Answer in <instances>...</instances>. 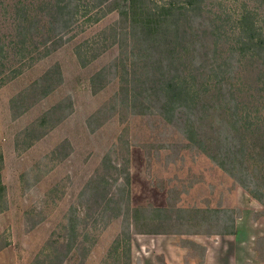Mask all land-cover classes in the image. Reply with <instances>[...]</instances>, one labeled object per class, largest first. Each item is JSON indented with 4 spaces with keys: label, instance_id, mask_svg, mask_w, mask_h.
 <instances>
[{
    "label": "rangeland",
    "instance_id": "374dc122",
    "mask_svg": "<svg viewBox=\"0 0 264 264\" xmlns=\"http://www.w3.org/2000/svg\"><path fill=\"white\" fill-rule=\"evenodd\" d=\"M63 1L62 29L57 0H0V264H171L168 245L199 263L190 233L238 222L264 264V62L239 54L264 0H205L169 64L165 38L145 56L129 35L123 0ZM178 74L195 99L171 118L158 78Z\"/></svg>",
    "mask_w": 264,
    "mask_h": 264
},
{
    "label": "trees",
    "instance_id": "16d2710c",
    "mask_svg": "<svg viewBox=\"0 0 264 264\" xmlns=\"http://www.w3.org/2000/svg\"><path fill=\"white\" fill-rule=\"evenodd\" d=\"M185 1V4H180L178 0L158 4L152 0H123V3L119 4L116 9L119 12L121 20L128 26L129 29L127 31H130L129 35L140 47L144 48L143 53L145 56L155 51L157 53L158 49L163 45L162 40L165 38V44H167L165 45V50L167 54H169V58H166V60H169V64L170 62L176 61V59H183V56L181 58V54L178 55L177 45L179 46L181 44L184 46L188 43V38L182 41L183 39L179 36L180 23L183 21L184 17L189 16L190 13L198 12L205 0ZM52 7L54 12L50 10L49 15L55 19L54 22L57 23L58 26L62 24V29L65 28L68 22L70 23V20L74 18L72 7L69 3L65 4L63 0H57V4ZM52 13H54V15ZM66 16H70V20H68ZM255 26L254 16L247 10L240 24V30L243 32L241 33L243 43L239 48V54L241 56H244L245 53L257 54L264 62V33L258 32ZM172 32L174 34L171 36ZM124 35L128 38L126 33H124ZM161 35L164 37L160 38ZM0 51L2 50L0 49ZM178 75L179 76L171 75L170 77L160 76L158 78L159 85L161 86L165 98L162 104V112L173 118L179 108L190 107L189 101L195 99V95L190 88V81L183 78L180 74ZM250 121V119H247L248 126L251 123ZM4 191L5 187L0 170V213L3 209L2 200ZM71 229L76 230V224L73 223V220ZM234 231L235 228L230 227L224 230L223 233L229 234L234 233Z\"/></svg>",
    "mask_w": 264,
    "mask_h": 264
},
{
    "label": "crops",
    "instance_id": "0c3cea01",
    "mask_svg": "<svg viewBox=\"0 0 264 264\" xmlns=\"http://www.w3.org/2000/svg\"><path fill=\"white\" fill-rule=\"evenodd\" d=\"M243 226L244 225L242 222H238V224L235 223L234 233L229 234H225L223 232L220 234L219 232H215L216 234L202 236L205 234L199 232H194V234L190 233L189 238H192L195 243L201 246V248L204 250V255L203 258H200L201 262L196 263L194 260H191V262L187 264H222L221 260L225 256L222 253L226 247L230 252V264H246L248 262L256 261L258 252L254 250L255 246L253 245V234H250L252 233L251 230L247 233L244 232ZM255 227L256 225L252 224L249 228ZM175 246L176 247H171L169 245L164 246L165 256L168 257V260H170L171 264H184L182 260H184V255H186L189 250L185 246L182 247V249L177 247V245ZM212 257L215 259L214 261L211 259Z\"/></svg>",
    "mask_w": 264,
    "mask_h": 264
}]
</instances>
